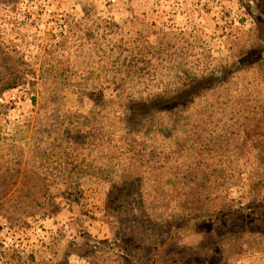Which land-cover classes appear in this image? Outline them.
<instances>
[{
	"label": "rangeland",
	"instance_id": "obj_1",
	"mask_svg": "<svg viewBox=\"0 0 264 264\" xmlns=\"http://www.w3.org/2000/svg\"><path fill=\"white\" fill-rule=\"evenodd\" d=\"M0 264H264V0H0Z\"/></svg>",
	"mask_w": 264,
	"mask_h": 264
}]
</instances>
